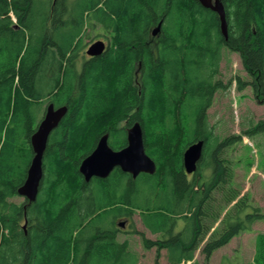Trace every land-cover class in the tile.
Segmentation results:
<instances>
[{
    "label": "trees",
    "instance_id": "obj_1",
    "mask_svg": "<svg viewBox=\"0 0 264 264\" xmlns=\"http://www.w3.org/2000/svg\"><path fill=\"white\" fill-rule=\"evenodd\" d=\"M220 2L227 38L219 14L199 0H0V264H135L117 238L116 219L136 213L150 231L163 233L153 240L132 224L158 257L167 248L170 264H186L201 247L203 264H210L217 249L264 220L247 196L228 208L238 195L224 191L231 177L219 154L235 138L220 141L208 119L216 92L226 88L217 78L224 48L237 52L252 75L237 78L238 89L251 86L264 104V0ZM84 28L112 33L111 46L84 58ZM46 102L69 109L50 135L37 200L17 205L8 199L26 179L30 137ZM124 121L141 124L156 172L133 179L114 170L87 182L82 160L106 133L112 147L126 142ZM261 129L264 120L246 133ZM200 140L203 157L188 176L184 152ZM141 182L149 188L144 207L134 200L143 196ZM220 190L221 201L214 194ZM243 264H264L263 231L254 261Z\"/></svg>",
    "mask_w": 264,
    "mask_h": 264
},
{
    "label": "rangeland",
    "instance_id": "obj_2",
    "mask_svg": "<svg viewBox=\"0 0 264 264\" xmlns=\"http://www.w3.org/2000/svg\"><path fill=\"white\" fill-rule=\"evenodd\" d=\"M84 31L86 32L80 38L82 40L80 52L84 58L86 56L85 50L88 49V44L93 38H103L112 43L113 36L108 31L100 28L96 31L84 28ZM217 78L223 81L226 88L215 94L213 104L208 110L209 124L213 127L214 134L220 141L227 137L235 138L230 145L223 146L221 154H219V159H224L226 162L227 172L231 177L230 182L225 185L224 191L226 193L235 191L238 195L237 199L228 208H231L242 197L247 196L254 206H258L264 211V129L249 134L246 133L248 130H253L258 122L264 120V104L256 97L251 86H247L241 91L238 89L237 78H242L244 81L252 80V75L245 69L237 52L230 51L227 48L223 49V57ZM47 105L48 102L44 105L45 109ZM210 158L208 157L207 160L211 161ZM141 186L143 187V196L140 195L134 200L140 207H144L148 204L145 197L149 188H144L143 182H141ZM224 191H214L219 201L222 200ZM122 192L123 190L117 193L115 197H119ZM158 197L159 195L150 204L158 202ZM24 199L22 196L16 195L8 200L17 205H23ZM164 200L165 197L162 204ZM161 201L162 196L159 198V203ZM132 220V224L135 223L137 228L143 229L149 237H156L145 228L139 213H136ZM132 224L129 226L126 224L124 227L118 224L119 229L122 230L120 237L135 235L134 240L136 238V241L133 242L135 248L143 250L142 239L137 234H133L132 231L135 230L131 229ZM211 224L217 226L218 223ZM20 226L22 229H27L30 226L28 221L26 223L25 217L20 220ZM262 231L264 232V220L256 221L253 224L252 231H242L229 245L219 248L211 257L210 264H238L235 262V257L238 256L236 248L239 247L240 262L253 261L256 234ZM130 237L132 238V236ZM146 259L148 262H153V255L148 254Z\"/></svg>",
    "mask_w": 264,
    "mask_h": 264
},
{
    "label": "water",
    "instance_id": "obj_3",
    "mask_svg": "<svg viewBox=\"0 0 264 264\" xmlns=\"http://www.w3.org/2000/svg\"><path fill=\"white\" fill-rule=\"evenodd\" d=\"M200 3L219 14L221 31L227 38L228 22L225 7L220 0H199ZM161 21L152 31L157 35L162 27ZM103 40L94 41L87 49L90 56L101 55L106 50ZM67 105L56 106L50 102L35 132L30 137L34 152L32 161L27 170L24 183L18 188V194L28 199L29 203L38 198L42 179L44 177V156L50 139V135L58 127L61 120L68 112ZM128 144L120 150L113 149L109 144V134H104L98 141L96 148L85 157L79 167L85 180L89 182L93 177L107 178L116 167L130 173L134 178L141 173L154 174L157 169L156 162L147 153L144 141V131L139 122L128 129ZM204 141L200 140L191 144L184 152L183 164L185 172L193 174L197 171L200 160L203 157ZM124 222L121 226H124Z\"/></svg>",
    "mask_w": 264,
    "mask_h": 264
},
{
    "label": "crops",
    "instance_id": "obj_4",
    "mask_svg": "<svg viewBox=\"0 0 264 264\" xmlns=\"http://www.w3.org/2000/svg\"><path fill=\"white\" fill-rule=\"evenodd\" d=\"M136 215V214H135ZM134 215V216H135ZM134 216H133V218H134ZM124 217V216H123ZM126 218H127V223L126 224H128V226L129 225H131L132 224V219L133 218H131V217H129V216H125ZM121 216H119V217H117V219H116V223H118V221H120L121 220ZM142 221V220H141ZM143 223V222H142ZM117 225V227H118V224H116ZM134 225H135V223H134ZM143 225H144V223H143ZM145 226V225H144ZM132 227V226H131ZM135 227H136V229L137 230H139V231H141V232H144L145 233V231L143 230V229H139V228H137V226L135 225ZM119 228V227H118ZM145 228H147L146 226H145ZM182 226H178L175 230H174V233H178L179 231H181L182 230ZM132 230H135L134 228H131ZM148 229V228H147ZM178 229V230H177ZM120 230V232L118 233V235H117V238H118V240L120 241V242H127V248H128V250L130 251V252H132V253H134L136 256H135V258L136 259H138L137 260V262L135 263V264H155V262H156V260L158 259L159 260V264H170V252H169V250L167 249V248H163V249H161V251H160V255H159V257H158V248H157V246H155V247H152V248H150V249H147V248H145V246H144V244L143 243H141V245H142V248H143V250H139V249H137V248H135V245L133 244V242L134 241H136V238H135V240H134V236L135 235H129V236H126V237H124V238H121L120 237V233H121V229H119ZM149 230V229H148ZM149 232L151 233V234H153V235H155L156 237L155 238H153V237H149L147 234V236H148V238H151V239H153V240H159V239H161V238H163V233H153L152 231H150L149 230ZM259 232H257V234H258ZM133 234H136V233H133ZM257 234H256V237H257ZM138 235V234H137ZM239 235V234H238ZM238 235H236L234 238H232V240L229 242V243H227L226 245H224V246H222V247H220V248H223V247H225V246H227V245H229ZM130 236H132V238L130 237ZM138 237H139V235H138ZM140 238V237H139ZM165 238H167L166 236H165ZM141 241V240H140ZM135 243V242H134ZM202 245H203V243H202ZM219 249H217L214 253H216L217 251H218ZM236 252H238V256L237 257H235V262H237L238 264H243V263H246V262H243V261H241L240 262V247L237 249L236 248ZM214 253H213V255H214ZM148 254H152L153 255V262H148L147 261V259H146V257H147V255ZM255 254H256V243H255V247H254V257H255ZM212 255V256H213ZM202 258V259H201ZM254 259V258H253ZM194 261H197L198 263H200V264H203L204 263V256L202 255V253H201V247L196 251V253H195V257H194V259L193 260H189L186 264H192V262H194ZM254 261V260H253ZM252 262V261H251Z\"/></svg>",
    "mask_w": 264,
    "mask_h": 264
},
{
    "label": "flooded vegetation",
    "instance_id": "obj_5",
    "mask_svg": "<svg viewBox=\"0 0 264 264\" xmlns=\"http://www.w3.org/2000/svg\"><path fill=\"white\" fill-rule=\"evenodd\" d=\"M103 40L104 42H105V44H106V48L108 49L110 46H111V43H109L108 42V40H105V39H103V38H95L94 40H92V41H90L89 42V44H88V47L94 42V41H96V40ZM87 50H85V53H86V56L85 57H90V55H88L87 54V52H86ZM92 57V56H91ZM94 57V56H93ZM82 61V60H81ZM136 123V122H135ZM135 123H133V125L135 124ZM133 125H129L128 124V121H124L123 122V125L121 126V127H124L125 128V132H124V135H125V137H126V142L124 141L121 145H118L117 147H112L111 145V147L113 148V149H115V150H120V149H122V148H124L125 146H127V144H128V141H127V135H128V129L130 128V127H132ZM107 134V133H106ZM109 134V133H108ZM99 141V140H98ZM111 143V138H110V134H109V144ZM97 144H98V142H97ZM97 144H96V146H97ZM96 148V147H95ZM94 148V149H95ZM114 170H121L122 171V173H124V174H128V175H130L131 176V178H133V179H136V178H134L130 173H126V172H124L120 167H116ZM113 170V171H114ZM112 171V172H113ZM142 174V173H141ZM141 174H140V176H141ZM188 176H192L193 174H188V173H186ZM94 178V177H93ZM92 178V179H93ZM126 183H127V181H126ZM23 198H25L24 200H25V202L26 201H28V199L26 198V197H24V196H22ZM31 203H29V201H28V204H26V205H30ZM24 207H26L25 205H24ZM25 215H26V213H25ZM122 218H121V220L120 221H118V224H119V226L121 225V223L122 222H124L125 224H124V226H126V223H127V218L124 216H121ZM25 221H26V223H27V219L25 218ZM123 226V227H124ZM24 227H26V226H24Z\"/></svg>",
    "mask_w": 264,
    "mask_h": 264
},
{
    "label": "bare ground",
    "instance_id": "obj_6",
    "mask_svg": "<svg viewBox=\"0 0 264 264\" xmlns=\"http://www.w3.org/2000/svg\"><path fill=\"white\" fill-rule=\"evenodd\" d=\"M228 12V11H227ZM227 14V13H226ZM158 24V23H157ZM100 35V34H99ZM93 40H94V38H93ZM175 229H176V227H175ZM178 230V229H177ZM133 232V231H132ZM164 236V235H163ZM141 237V236H140Z\"/></svg>",
    "mask_w": 264,
    "mask_h": 264
}]
</instances>
